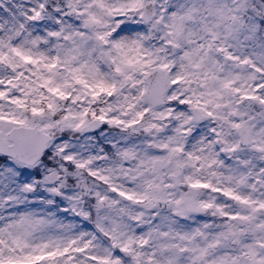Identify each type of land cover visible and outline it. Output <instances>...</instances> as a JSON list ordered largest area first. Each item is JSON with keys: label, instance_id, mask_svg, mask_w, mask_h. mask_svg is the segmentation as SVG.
<instances>
[{"label": "snow or ice", "instance_id": "1", "mask_svg": "<svg viewBox=\"0 0 264 264\" xmlns=\"http://www.w3.org/2000/svg\"><path fill=\"white\" fill-rule=\"evenodd\" d=\"M0 264H264V0H0Z\"/></svg>", "mask_w": 264, "mask_h": 264}]
</instances>
